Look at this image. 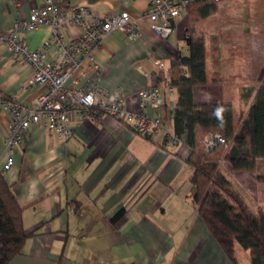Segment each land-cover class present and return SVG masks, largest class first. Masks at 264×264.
<instances>
[{
	"label": "crops",
	"instance_id": "obj_1",
	"mask_svg": "<svg viewBox=\"0 0 264 264\" xmlns=\"http://www.w3.org/2000/svg\"><path fill=\"white\" fill-rule=\"evenodd\" d=\"M56 1L65 13L86 5L96 16L128 10L136 18L141 37L122 30L109 33L95 51L96 64L86 61L85 75L75 73L68 81L84 87L92 80L116 90L130 111L141 109V87L161 85L160 75L177 65L179 52L189 53L187 10L164 37L147 20L150 0ZM249 1L224 0L218 5L231 8L230 13L222 14L219 6L218 18L212 14L197 24L205 35L208 81L195 87V100L231 103L235 114L236 108L242 110L240 117L248 112L264 71V15ZM44 6L45 0H0V30H10L17 18ZM79 32L76 25L67 29L69 35ZM50 33L48 25L21 32L32 48L41 47ZM53 58L51 50L47 60ZM32 76V67L19 54L0 46L1 94H17L31 104L45 89L28 85ZM248 86L256 88L254 95L242 103L241 90ZM176 92L162 86L164 106L174 107ZM9 125L10 114L0 109V168L14 186L31 233L9 264H231L193 203L192 148L184 136L177 143L168 138L175 131L166 121L149 139L120 118L73 111V137L61 139L34 123L14 153L13 167L4 170Z\"/></svg>",
	"mask_w": 264,
	"mask_h": 264
},
{
	"label": "trees",
	"instance_id": "obj_2",
	"mask_svg": "<svg viewBox=\"0 0 264 264\" xmlns=\"http://www.w3.org/2000/svg\"><path fill=\"white\" fill-rule=\"evenodd\" d=\"M218 3L205 0L188 5L191 21L187 30L189 53L179 52L178 63L169 72L178 99L173 108L161 105L159 113L192 148L188 158L194 167L190 177L191 197L199 216L230 263L242 264L238 250H245L249 251L250 264H264V213L252 209L221 165L228 162L233 169L250 171L257 180L264 182V173L254 174L258 159L264 158V71L248 112L240 118H236L231 103L197 104L193 92L196 86L208 81L205 39L197 31V24L217 12ZM164 76L162 73L160 80ZM255 89L248 86L241 90L242 103L249 101ZM212 131L222 133L229 145L207 150L203 140ZM23 210L13 184L6 180L0 168V264H9L31 235L24 227Z\"/></svg>",
	"mask_w": 264,
	"mask_h": 264
},
{
	"label": "built area",
	"instance_id": "obj_3",
	"mask_svg": "<svg viewBox=\"0 0 264 264\" xmlns=\"http://www.w3.org/2000/svg\"><path fill=\"white\" fill-rule=\"evenodd\" d=\"M198 1L205 0H150L147 20L155 32L168 37L175 28L176 18L182 16L188 5ZM135 19L128 10L108 17L96 16L86 5L73 6L71 13H65L56 0H45L44 7L35 8L27 18H17L10 30H0V46L6 45L9 52L19 54L32 67L33 76L28 85L38 83L45 88L31 104L19 101L17 94L8 97L0 93V109L10 114L9 132L4 140V170L13 167L14 153L34 123L44 126L61 139L73 137V111L85 116L103 112L120 118L133 132L149 139L162 129L163 120L159 113L164 104L162 86L169 91L175 90L169 74H165L161 85L147 84L138 90L141 109L136 112L125 108L124 98L118 91L92 80L84 87L68 84L75 73L85 75L86 61L96 64L95 51L109 33L122 30L132 38L141 37L143 31ZM42 25L51 27L50 36L41 47L32 48L21 32L35 30ZM72 25L79 27L77 35L67 34ZM51 50L54 58L48 61ZM157 62L164 66L161 60ZM168 138L173 143L182 140L177 133L168 134ZM226 139L222 133L212 131L206 134L203 141L207 150H214L219 145L228 146Z\"/></svg>",
	"mask_w": 264,
	"mask_h": 264
},
{
	"label": "rangeland",
	"instance_id": "obj_4",
	"mask_svg": "<svg viewBox=\"0 0 264 264\" xmlns=\"http://www.w3.org/2000/svg\"><path fill=\"white\" fill-rule=\"evenodd\" d=\"M262 4L264 3V0H262ZM261 1L260 0H250L248 4L251 5L252 9H257L258 15H264V12H259V9L261 8ZM219 11L222 14H227L230 13L228 9H231L225 5L221 6L219 4ZM234 6H232L233 9ZM238 6H236L235 9H237ZM215 16L211 18H218V14H214ZM199 32V31H198ZM199 33H202L200 31ZM203 37H205L204 32H203ZM205 39V38H204ZM214 38L211 39L210 42H213ZM211 52V49L209 53ZM207 54L209 57H211L210 54ZM242 110L236 108V117L239 118ZM223 170L228 174V177H231L233 179V182L235 185L238 187V189L241 190V192L244 194L246 197V201L250 204L252 209L256 212L263 211L264 213V182L262 183L261 181L257 180L255 176L250 171H242V170H235L232 168L231 165H229L228 162L223 163ZM256 169L255 173H264V158H259L257 163H256ZM238 256L240 259V262L242 264H250V257H249V251L245 250H238Z\"/></svg>",
	"mask_w": 264,
	"mask_h": 264
}]
</instances>
